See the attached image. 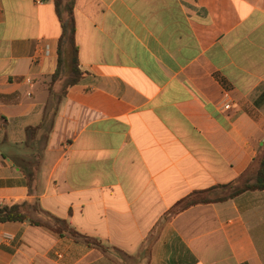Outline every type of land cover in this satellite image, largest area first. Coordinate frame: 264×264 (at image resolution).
I'll use <instances>...</instances> for the list:
<instances>
[{"label":"crops","instance_id":"crops-1","mask_svg":"<svg viewBox=\"0 0 264 264\" xmlns=\"http://www.w3.org/2000/svg\"><path fill=\"white\" fill-rule=\"evenodd\" d=\"M55 1L0 0V207L96 245L6 222L0 264H264V191H209L264 152V0H74L61 100Z\"/></svg>","mask_w":264,"mask_h":264},{"label":"trees","instance_id":"trees-1","mask_svg":"<svg viewBox=\"0 0 264 264\" xmlns=\"http://www.w3.org/2000/svg\"><path fill=\"white\" fill-rule=\"evenodd\" d=\"M74 0H56L55 8L58 18L61 22L62 33L58 41V66L56 72L51 77V85L59 84L62 85V96H65L66 91L69 87L77 84L82 78V73L78 68V46L76 44V24L73 13ZM61 98L59 100H61ZM238 185L235 186H218L210 190L217 188L229 187L231 192L224 197L233 198L246 191H264V152L259 154L253 160L249 172H245L238 181ZM197 192L194 194H200ZM204 193V191H203ZM213 200L204 199H190L186 198L178 203V209L175 211L183 210L190 205L196 204L197 202H211ZM37 208V206H33ZM26 205H13V206H1L0 207V224L6 222H24L30 220L31 224L44 225L60 236H70L75 239H81L89 246L96 245L95 239H91L79 234L73 229L66 221L55 218L54 225L51 226L48 223H42L40 221H34L28 218L26 212Z\"/></svg>","mask_w":264,"mask_h":264},{"label":"rangeland","instance_id":"rangeland-1","mask_svg":"<svg viewBox=\"0 0 264 264\" xmlns=\"http://www.w3.org/2000/svg\"><path fill=\"white\" fill-rule=\"evenodd\" d=\"M55 94H56L57 98L61 97V95H62V85L58 88V91L55 92Z\"/></svg>","mask_w":264,"mask_h":264},{"label":"built area","instance_id":"built-area-1","mask_svg":"<svg viewBox=\"0 0 264 264\" xmlns=\"http://www.w3.org/2000/svg\"><path fill=\"white\" fill-rule=\"evenodd\" d=\"M29 81V80H28Z\"/></svg>","mask_w":264,"mask_h":264}]
</instances>
